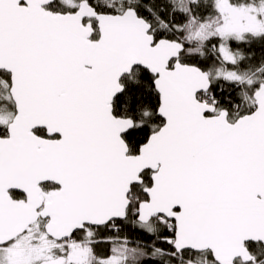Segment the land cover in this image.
<instances>
[{
    "label": "snow or ice",
    "instance_id": "1",
    "mask_svg": "<svg viewBox=\"0 0 264 264\" xmlns=\"http://www.w3.org/2000/svg\"><path fill=\"white\" fill-rule=\"evenodd\" d=\"M0 264H264V0H0Z\"/></svg>",
    "mask_w": 264,
    "mask_h": 264
}]
</instances>
